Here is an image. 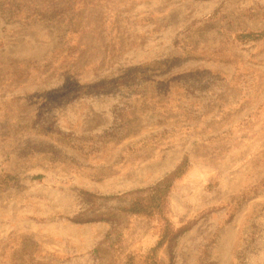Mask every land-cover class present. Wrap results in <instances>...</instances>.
Masks as SVG:
<instances>
[{
	"label": "rangeland",
	"instance_id": "374dc122",
	"mask_svg": "<svg viewBox=\"0 0 264 264\" xmlns=\"http://www.w3.org/2000/svg\"><path fill=\"white\" fill-rule=\"evenodd\" d=\"M262 31L264 0H0V264H146L164 220L121 208L185 159L161 264H264Z\"/></svg>",
	"mask_w": 264,
	"mask_h": 264
},
{
	"label": "trees",
	"instance_id": "16d2710c",
	"mask_svg": "<svg viewBox=\"0 0 264 264\" xmlns=\"http://www.w3.org/2000/svg\"><path fill=\"white\" fill-rule=\"evenodd\" d=\"M264 37V31L256 34V38ZM189 167L188 159L183 160L172 172L167 174L163 179L157 182L147 191H137L135 197L131 198L129 204L121 208L122 212L128 215H141L147 217H159L164 220V229L161 238L157 244L150 249L146 264H161L157 253L166 243L179 237L184 229H174L167 218V209L169 204V194L174 182L186 173ZM3 178V176H2ZM4 179V180H3ZM0 180V184L8 185L15 181V177L8 175ZM76 221L79 218L74 219ZM134 258L131 256L129 264H134ZM151 262V263H150Z\"/></svg>",
	"mask_w": 264,
	"mask_h": 264
}]
</instances>
